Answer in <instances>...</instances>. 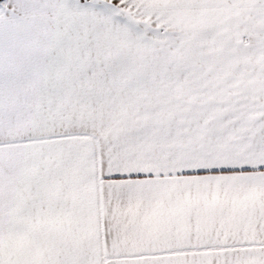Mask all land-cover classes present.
Instances as JSON below:
<instances>
[{
  "label": "snow or ice",
  "instance_id": "obj_1",
  "mask_svg": "<svg viewBox=\"0 0 264 264\" xmlns=\"http://www.w3.org/2000/svg\"><path fill=\"white\" fill-rule=\"evenodd\" d=\"M0 264H264V0H0Z\"/></svg>",
  "mask_w": 264,
  "mask_h": 264
}]
</instances>
